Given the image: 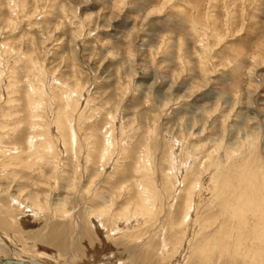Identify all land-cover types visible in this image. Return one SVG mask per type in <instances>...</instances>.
I'll list each match as a JSON object with an SVG mask.
<instances>
[{
  "label": "rangeland",
  "instance_id": "rangeland-1",
  "mask_svg": "<svg viewBox=\"0 0 264 264\" xmlns=\"http://www.w3.org/2000/svg\"><path fill=\"white\" fill-rule=\"evenodd\" d=\"M263 216L264 0H0V258L264 264Z\"/></svg>",
  "mask_w": 264,
  "mask_h": 264
},
{
  "label": "bare ground",
  "instance_id": "bare-ground-1",
  "mask_svg": "<svg viewBox=\"0 0 264 264\" xmlns=\"http://www.w3.org/2000/svg\"><path fill=\"white\" fill-rule=\"evenodd\" d=\"M250 187V186H249ZM246 188H248L246 185H245V190H247ZM243 195H244V193H243ZM237 200V202H239V200H241V198H236ZM236 202V203H237ZM191 204L190 205H188V211H187V215H186V219L188 218V216H189V211H190V209H191ZM232 209V208H231ZM242 209V208H241ZM145 214H146V212H145ZM256 216V215H255ZM238 217H240V218H242V215L241 214H234V220H235V222H236V219L238 218ZM246 217H247V215H246ZM264 217V216H263ZM243 220H245L244 218H243ZM264 220V219H263ZM237 221H238V219H237ZM235 224V227L237 226H243L244 225V221H242V222H240V223H234ZM87 233V232H86ZM90 234H91V232H90ZM86 235V234H85ZM58 237V236H57ZM86 237V236H85ZM59 238V237H58ZM239 238V237H238ZM237 241H239L240 242V240L238 239ZM59 243V242H58ZM62 244V243H61ZM239 244V243H238ZM237 244V245H238ZM60 246H62V245H60ZM70 247V246H69ZM10 260H14V261H17V262H25V263H27V264H39V263H41V262H37V261H22V260H18V259H10ZM113 261V260H112ZM20 263H9V262H7V260L5 259V258H0V264H20ZM41 264H43V263H41Z\"/></svg>",
  "mask_w": 264,
  "mask_h": 264
},
{
  "label": "water",
  "instance_id": "water-1",
  "mask_svg": "<svg viewBox=\"0 0 264 264\" xmlns=\"http://www.w3.org/2000/svg\"><path fill=\"white\" fill-rule=\"evenodd\" d=\"M6 260H7V262H9V263H20V262H17V261H14V260H10V259H7V258H6ZM20 264H27V263H25V262H21Z\"/></svg>",
  "mask_w": 264,
  "mask_h": 264
}]
</instances>
